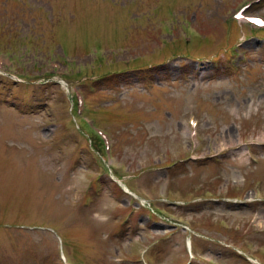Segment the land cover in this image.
Masks as SVG:
<instances>
[{
  "label": "rangeland",
  "instance_id": "1",
  "mask_svg": "<svg viewBox=\"0 0 264 264\" xmlns=\"http://www.w3.org/2000/svg\"><path fill=\"white\" fill-rule=\"evenodd\" d=\"M251 1L0 0V264H264V32L224 20Z\"/></svg>",
  "mask_w": 264,
  "mask_h": 264
},
{
  "label": "snow or ice",
  "instance_id": "2",
  "mask_svg": "<svg viewBox=\"0 0 264 264\" xmlns=\"http://www.w3.org/2000/svg\"><path fill=\"white\" fill-rule=\"evenodd\" d=\"M258 22V21H257Z\"/></svg>",
  "mask_w": 264,
  "mask_h": 264
}]
</instances>
